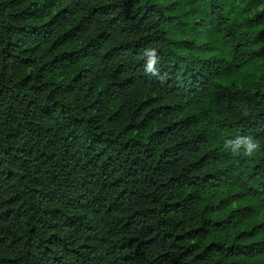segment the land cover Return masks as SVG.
I'll list each match as a JSON object with an SVG mask.
<instances>
[{
	"label": "trees",
	"instance_id": "1",
	"mask_svg": "<svg viewBox=\"0 0 264 264\" xmlns=\"http://www.w3.org/2000/svg\"><path fill=\"white\" fill-rule=\"evenodd\" d=\"M162 1L0 0V264H264V0Z\"/></svg>",
	"mask_w": 264,
	"mask_h": 264
},
{
	"label": "rangeland",
	"instance_id": "2",
	"mask_svg": "<svg viewBox=\"0 0 264 264\" xmlns=\"http://www.w3.org/2000/svg\"><path fill=\"white\" fill-rule=\"evenodd\" d=\"M163 4H167V5H170L171 8H169V10L171 11V15L173 16L172 19H170L169 21V25L170 26H176L179 22H181L179 19L180 17H178V13L181 11V10H178L177 8L180 6L179 3H178V0H163L162 1ZM173 8V9H172ZM262 10V6L258 7V8H252L249 10V12L247 13V15L249 16H252V15H256L258 14L259 12H261ZM257 27H258V31H260V29H264V20H257ZM202 42H207L208 39H204V40H201ZM262 44H264V37H263V41H262ZM251 200H248L246 201V203H250ZM238 204L235 203V206H237ZM258 215L257 217L255 218V221L253 223L259 225V224H264V206L262 205H259L258 208ZM264 229V226L262 227ZM264 235V233H263Z\"/></svg>",
	"mask_w": 264,
	"mask_h": 264
}]
</instances>
